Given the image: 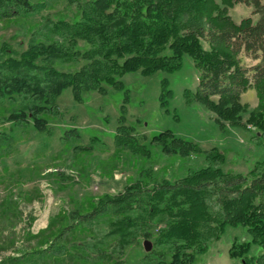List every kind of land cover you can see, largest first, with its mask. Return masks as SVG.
<instances>
[{
    "label": "trees",
    "instance_id": "1",
    "mask_svg": "<svg viewBox=\"0 0 264 264\" xmlns=\"http://www.w3.org/2000/svg\"><path fill=\"white\" fill-rule=\"evenodd\" d=\"M41 1L0 0V18L18 19L40 12L46 0ZM236 4L251 7L257 19L235 22L230 9ZM78 11L76 22L47 21L44 40H31L18 56L10 55L13 51L7 45L1 46L5 58L0 61V101L18 102L10 112L1 107L3 120L9 112L13 125L50 134L57 99L66 89L81 102L84 92L106 95L107 88H123L122 78L130 73L144 77L176 73L188 55L199 71V80L194 91L185 90L187 103L203 105L233 128L251 124L264 135V0H83ZM79 40L90 48L81 52ZM241 57L257 63L244 66ZM77 60L85 62L77 71L58 67ZM249 89L256 93V111L248 112V105L242 103ZM173 97L169 80L161 79L158 101L166 114H171ZM61 138L67 147L73 140L81 141L76 129L67 130ZM114 145V157L129 155L141 161L126 192L106 197L89 211L74 213L73 220L48 245L6 257L0 264H116L120 258L125 262L139 227L147 228L162 218L167 228L154 241L172 246L161 253L151 251L162 256L153 264H194L227 227H241L250 237L232 244L230 258L242 264H264L262 163L246 176L224 170L226 151L218 147L204 150L171 130L141 142L136 127L127 122L125 103ZM73 152L91 156L93 150L75 145ZM164 155L179 161L177 169L168 174L170 180L165 168L163 174L154 169ZM194 159L199 162L189 163ZM98 222L110 229L103 236L66 243L68 237ZM144 235L149 238L151 232ZM255 246L259 253L251 255Z\"/></svg>",
    "mask_w": 264,
    "mask_h": 264
},
{
    "label": "rangeland",
    "instance_id": "2",
    "mask_svg": "<svg viewBox=\"0 0 264 264\" xmlns=\"http://www.w3.org/2000/svg\"><path fill=\"white\" fill-rule=\"evenodd\" d=\"M29 1L44 3L41 0ZM80 1L83 0H46L45 8L40 12L27 13L18 19L0 18V61L5 58L1 52L2 45L13 51L10 55L18 56L28 49L31 40L39 37V40H44L48 35L44 26L47 21H78ZM252 13L253 9L243 4L230 9V15L237 23L246 17L257 19ZM77 48L85 52L90 47L79 40ZM241 58L244 66L257 63ZM84 63L77 60L60 63L58 67L77 71ZM163 78L169 80L174 92L169 103L171 114H166L158 101ZM198 80L199 71L191 57L185 55L180 71L173 74L158 72L151 77H144L139 72L130 73L122 78L123 88H107L106 95L84 92L82 101L77 102L73 91L66 89L57 99L58 109L51 121L50 134L38 132L32 126L13 125L8 121V113L15 110L18 102L0 101V109L9 110L4 120L0 112V261L48 245L55 233L73 220L74 213L89 211L106 197L114 198L126 192L127 184L140 170L137 166L141 161L129 155L113 156L114 136L124 103L127 122L136 127V135L141 142L171 130L177 136L194 141L204 150L218 147L226 151L224 170L246 176L255 165H264V135L260 130L251 124L246 128H233L203 105L187 103L184 92L186 89L194 91ZM242 103L248 105V112L258 109L253 89L243 94ZM247 118L248 113H245L243 121ZM70 129L77 130L81 141L73 140L72 146L67 147L61 137ZM75 145L92 147V155L77 156L73 152ZM155 151L159 152L158 149ZM172 160L164 155V160L154 169L160 174L165 171L171 175L179 165V161ZM196 161L199 162L194 159L189 163ZM200 163H203L202 159ZM167 175L166 179L170 180ZM164 219L151 221L147 228L139 227L140 232L128 247L130 256L127 261L120 258L116 264H153L160 261L162 256L146 252L143 244L146 240L151 241L152 251L158 253L172 246V243L157 244L154 241L159 232L167 228ZM109 230L103 222L94 223L68 237L66 243L103 236ZM147 231L151 232L149 238L144 235ZM249 238L243 228L227 227L219 240L209 242L208 251L199 255L194 264H242L230 258L229 250L234 242ZM258 253L259 248L253 247L251 255Z\"/></svg>",
    "mask_w": 264,
    "mask_h": 264
},
{
    "label": "water",
    "instance_id": "3",
    "mask_svg": "<svg viewBox=\"0 0 264 264\" xmlns=\"http://www.w3.org/2000/svg\"><path fill=\"white\" fill-rule=\"evenodd\" d=\"M143 245H144V249H145L146 252H151L152 251L153 244H152L151 241L146 240V241H144V244Z\"/></svg>",
    "mask_w": 264,
    "mask_h": 264
}]
</instances>
